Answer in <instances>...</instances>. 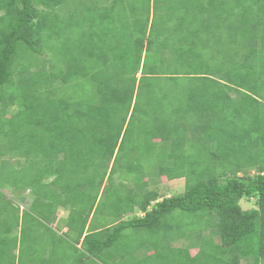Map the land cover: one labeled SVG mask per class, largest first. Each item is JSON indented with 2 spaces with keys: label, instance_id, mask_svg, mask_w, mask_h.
<instances>
[{
  "label": "trees",
  "instance_id": "1",
  "mask_svg": "<svg viewBox=\"0 0 264 264\" xmlns=\"http://www.w3.org/2000/svg\"><path fill=\"white\" fill-rule=\"evenodd\" d=\"M68 1L70 0H0V172L18 174V171H22L18 166L26 165L29 159L28 150L13 144L17 141L25 142L28 148L31 144L33 149L43 155L46 165L58 163L59 167H64L67 163L71 164V161L76 159L72 162H77L79 167L90 168L88 165L92 164L91 162H85L83 165L82 162H78L80 160L78 157L81 155L88 159L92 156L89 151L95 150L100 158V164L105 169L101 168L102 172L98 174L99 180L92 189L87 181H79L76 184L66 182L60 185L62 194H53L50 186L40 192L35 190L37 188H33L30 191L32 204L29 210H21L13 201L14 198H6L0 192V209H6L2 215L7 216V213L11 212L9 218H1L6 222L2 224L0 221V264H35L27 259L32 252L23 251L28 245L30 247L36 245L35 240L39 242L32 238L33 233L37 231L36 227H45L39 220L38 214L34 213L35 207L49 206L48 211H51L67 204L69 206L77 204L78 207L75 210L71 209L70 220L66 223L67 234L69 233L71 237L67 235L60 237L53 233L55 243L51 248L43 250L40 264H111L110 261L114 256H122V254H108L107 250L112 249L120 238H127L129 242L126 246L127 250L131 243L137 242L132 241L133 238L136 240V237L132 236H137L138 233L144 235L140 242H145V237L151 233L148 235L151 238H148V243L154 246L146 257H153L154 264H166L168 260L173 264H182L186 259L190 261L202 259L206 261L204 264H264V161L262 166L252 169L256 172L253 176L241 170H234L230 175L224 172L218 177L206 176V180H199L196 185L187 187L181 195L164 198L161 201H157L159 196L155 190L148 188L147 176H161L162 180L180 176L165 175L163 171L160 174L155 173L152 166L149 174L143 175L138 170V178L134 181L130 177L125 179L124 174H120V169L127 171V175L134 173L133 167L138 163L136 155H129L136 150V145L129 153L121 150L122 142L128 135H131L129 139L134 141H137L134 137L138 136L147 143H156L159 140L160 144H164L163 147L168 141L170 149L163 153L170 158L177 152L178 144H181L179 141H170L169 135L165 134L164 130L168 127L166 122L163 124V121H159L154 124L148 121L143 124L140 120L137 131L130 127L129 122L127 123L129 112L131 117L138 107L140 109L142 98L152 101L151 85L155 79H159V77L147 76V72L145 73L150 58L157 57L154 56L153 45L148 44L152 30L150 20L155 12L150 16L149 10V13L145 14L147 19L141 24L136 19L132 21L135 27L136 24L139 25V30L143 34L136 37L135 41L148 42L144 46L139 45V52L133 57L123 53L124 51L118 52L120 49L111 48L107 38H103L105 32L94 31L89 27V23L86 24L87 28H82L85 24L82 21L87 20L81 19V16L78 19L82 23L78 26L74 25L77 23V8H68L66 6ZM102 1L107 5L112 0ZM156 1L153 0V6ZM255 1L256 8L246 9L252 16L243 13L244 7L239 6L236 0H231L226 6L228 9L238 5L237 10L242 11L238 14L236 9L233 10L236 12L232 14L237 15L238 18L229 15L225 17L231 23L229 27L232 28V32H229L231 40L229 42L237 46L227 49L229 51L227 57L222 58L226 69L220 68L221 71L216 72L210 68V65L206 72L192 74L193 77L189 78L201 83L198 93L210 99L209 116L215 117L221 111L225 117V111L230 107V103H233L237 109L247 106L251 103L246 102L249 100L253 101L252 105L264 111V99L260 98L264 97V0ZM64 8L69 9L71 14L68 21H65L61 14ZM102 8H107L110 13L114 10L111 6ZM99 18L102 21L106 19L102 13L99 14ZM75 31L76 34L78 31L82 33L81 37L77 34L80 40L77 44L74 40ZM114 40L122 46L118 38ZM194 45L193 42L192 46ZM143 50L147 53L146 58L141 56ZM233 50H236V55L232 60L237 67L230 69L227 59ZM128 57H133L131 64H128L130 61ZM157 60L163 59L157 58L154 61ZM142 61L144 64L141 69L146 76L136 79L135 75ZM251 62L259 68L252 64L246 66ZM160 74L166 75L164 78L174 80L180 75L174 72ZM218 77L225 78V81H221ZM111 78H119V81H113L114 84L122 82L124 85L123 88L121 86L120 91H114L112 95L106 96L108 88L116 90L108 82ZM85 80L94 82L87 95L82 94L84 87L80 89L75 87L80 82H86ZM214 88L219 90H213ZM111 99H113L112 105L109 103L112 102ZM156 103L155 101L154 105ZM114 104L126 105L128 111L119 112L121 107H115ZM237 110L240 112L239 108ZM165 112L167 113V110ZM119 116L117 123L116 118ZM255 116H248L252 125L249 130H245L256 135L255 142H250L245 148L248 155L252 152L255 154L254 147L264 146V115L262 119L252 121ZM112 120L116 123L112 124ZM151 125L153 127H150ZM188 140L187 136L181 139L184 145ZM247 140L244 137L240 142L246 143ZM92 141L96 143L95 146L90 144ZM4 143L10 145L11 153L8 154L3 150ZM18 150L24 153H15ZM211 155L213 158L217 157L216 154ZM149 156L144 153L139 157L148 160ZM259 156L264 159V155ZM110 161H112L111 167L108 166ZM10 164H14L13 167ZM59 167H57L58 176L65 179L67 168L61 170ZM92 170L96 174V171ZM105 177L107 186H115L112 189L107 188L105 195L115 189L121 195L118 200L122 201L129 197L136 204L127 211L123 206L117 208L121 211L118 213L119 216H114L109 226H106L107 223L98 226L101 228L99 232L94 230L92 224L90 228L88 225L89 232L83 236L87 219L93 211ZM121 178L125 180L115 184V181ZM129 181L134 183V187L130 189L125 187ZM41 185L40 182L38 186ZM20 187L21 185L17 188L13 187L15 188L13 192L23 191ZM67 188L73 190V196L67 195ZM82 199L87 200V208H83ZM118 200L116 202L121 204ZM250 200H254L255 205L243 210L240 202L248 203ZM152 202L155 204L150 209ZM134 206L138 207L142 215L130 214ZM96 208L97 204L95 212ZM40 210L44 209L40 208ZM175 210L190 214L204 212L209 219L218 218L217 222H211L208 226V229L217 228L218 233L217 240L211 238L218 242L216 246L219 245V252L216 253L213 261L203 254V247L193 250L195 252L192 253V250L178 248L177 245L167 246L165 241L168 240L163 239L160 242L158 229L161 227L173 229L168 225L169 222H164V219ZM74 213L78 214L76 218H73ZM16 227L22 230L21 236L14 232ZM191 236L192 234L189 237ZM142 247L140 243L136 246L137 249ZM164 249H168V252H164ZM25 252H29L30 256L25 257ZM46 253H48L47 257ZM166 254L168 256H165Z\"/></svg>",
  "mask_w": 264,
  "mask_h": 264
},
{
  "label": "rangeland",
  "instance_id": "2",
  "mask_svg": "<svg viewBox=\"0 0 264 264\" xmlns=\"http://www.w3.org/2000/svg\"><path fill=\"white\" fill-rule=\"evenodd\" d=\"M230 2L231 0H157L156 4L152 6V0H112L107 5H105L106 2L102 0H70L66 4L70 9L77 8V23H74V25L78 26L83 22L85 24L82 28H87L88 25L86 24L89 23V27H92L94 31L106 33V37L104 36L103 38H107L111 44V48L120 49L118 52L124 51L123 53L133 57L139 52V45L144 46L148 42L146 40L143 42L135 41L136 37L143 36V34L139 30V25L136 24L135 27L132 21L136 19L141 24L144 19H147L145 14L149 13V10L150 16H153L155 12L154 17L150 20L152 22V30L149 35L150 39L148 44L153 45L155 56L163 60L155 61L151 66L146 68L145 72L152 74L174 72L180 75H178L175 80L168 78L155 79L150 90L152 92L151 96H153L152 101L150 102L148 98L147 100L142 98L140 100V109L138 107V110L134 111L130 120H127V123L129 122L130 127L134 131H137L139 130L138 122L140 120L143 121V124H146L148 121L154 124L159 121H163V124L166 122L168 127L164 130L165 134L169 135L170 141H179L181 144H178L177 152L170 158V156L167 157L164 155L163 152L167 151V147H163L164 144H160L159 140H157L156 143H147L139 139L141 136H138L134 137L137 138V141H134L129 139L131 135H128L122 142L121 150L124 153H129L131 148L136 145V150L130 152L129 155H136L138 163L133 167L134 173L127 175V171L120 169V174H124L125 179L126 177H130L133 181L134 179L137 180L139 171L144 175V173L149 174L152 169L155 173L160 174L161 171H163L165 175L180 176L179 178H167V181L165 180L166 183L162 180V177H155L153 186H156L155 192L158 194L159 200L167 196L181 195L185 192L187 187L196 185L199 180H206V176H208V178L218 177L224 172L230 175L234 170L247 171L248 175L253 176L256 172L252 169L262 166L261 164H263L264 159L259 155H264L262 154L264 152V146L254 147L253 150L255 154L252 152V154L248 155L249 153L245 148H247L250 142H255L254 139L256 135L251 131L246 132L245 130H249L252 125L250 123L251 119L248 116L250 115L252 117L256 115L253 117L252 121L262 119L264 111L261 110L260 107L252 105L253 101L249 100L246 102L251 103L247 106L238 107L240 112L237 110L238 108H235L233 103H230V107L225 111V117L221 111L216 114L215 117H213V115L209 116L210 99L198 93V88L201 83L193 81V78L189 79L195 74L206 72L210 65V68L216 72L220 70V68L222 70L226 69L222 58H224V56L227 57L229 53L227 49H233L237 46H235V43L229 42L231 41L229 32H232V28L229 27L231 23H229L225 17L229 15L238 18L237 15L232 14L236 11H238V14L242 13V11L237 10L239 9L238 5L244 7L243 13L248 16H252V14L247 12L246 9L249 7H257V2L255 0H236L238 5L234 8L227 9L226 6ZM104 6H111L114 9L113 12L110 13L107 8H102ZM155 8L157 9L156 11L154 10ZM234 9H236V11H233ZM100 13L104 15L106 18L105 20L102 21L99 18ZM61 14L65 21L70 20L71 14L69 13V9L66 10V8H64ZM79 16H81V19H86L87 21H79ZM70 31L71 30H69V32ZM77 34L80 35L79 37L82 36L80 31H78ZM77 34L74 38L76 44L80 41ZM114 38H118L122 46L118 45ZM193 42L195 43L194 46H192ZM237 49H239V47ZM236 50L231 51L228 55L227 60L230 69H235L237 67L234 63L235 61L232 60V57L234 59L236 55ZM133 57H128V61L130 59L128 64H131ZM250 64L257 69L259 68L253 62L246 64V66ZM59 65L61 66V64ZM138 73L140 72L138 71ZM189 74L193 75L191 76ZM137 76L138 75H136V77ZM218 78L221 79V81H225V78ZM85 81L86 82H80V84L75 87L76 89H80L81 87L86 88L85 95H87V92L90 91L94 82ZM113 81H119V78H111L108 80L111 87H115L116 90L108 88L106 96L112 95L114 91H120L121 86L123 88L124 84L122 82L114 84ZM210 89L212 90V88ZM213 90L219 89L214 88ZM247 91L250 90L247 89ZM260 98L264 99V97ZM112 100L113 99H111V101ZM155 101L157 103L154 105ZM109 103L112 105L113 101ZM114 105L115 107H121L119 112L126 113V111H128L126 105ZM166 110L167 113L165 112ZM119 119L120 116L116 118L117 123ZM116 121L112 120L111 122L113 124L116 123ZM150 127H153V125ZM185 136H187L189 140L184 145L181 139ZM244 137L248 140L246 143H241L240 141ZM13 144H18L20 148L28 150L27 156L29 159L26 165L18 166L22 169V171L16 170L19 172L18 174H14L13 172L9 174L8 171L0 172V189L4 190L7 197H11V191L13 192L14 189L20 185V189L30 195V191L33 188H37L35 190L40 192L47 190L46 188H48V186H50L51 191L53 190V194H57L60 192L57 189L66 182H75L76 184L79 181H87L90 183L89 186L92 189L97 183L96 181L99 180L98 174L102 172L101 168H104L99 162L100 158H98L97 152H95V150H90L89 153L92 156L89 157L92 159L81 157V155L78 157V159L81 160H78V162H82L83 165H85V162H91L92 164L88 165L90 168L79 167L77 162H72L76 161V159L72 160L71 164L67 163L64 166L65 169L67 168V172L64 174L65 179H63L58 176V163L46 165L43 155L39 154V151L33 149L31 144L29 148L28 144H25L23 141H17ZM90 144L95 146L96 143L92 141ZM3 150L8 154L12 152L10 145L7 143H4ZM15 153L21 154L24 152L18 150ZM144 153L150 155L148 160L147 158L141 159L139 157L143 156ZM211 154H216L217 157L213 158ZM40 157L43 160H41ZM171 160H173V163H171ZM10 165L13 167L14 164ZM111 165L112 161L108 163L109 167H111ZM150 166H152V169ZM64 167L60 166L59 168L63 170ZM24 168H27V170ZM92 169L96 171V174L93 173ZM24 174H27V176H24ZM124 178L116 180L115 183L122 182L121 180H125ZM40 182L42 185L38 186ZM104 183L105 182H103V184ZM91 184L93 186H91ZM106 188L112 189L115 188V186H102V194L107 191ZM55 190H57V192ZM66 191L67 195L73 196L74 192L72 189L67 188ZM20 192V190L17 191V193ZM17 193L13 192V195ZM119 198H121V195L119 191L115 189L103 196L97 203L96 212L90 224L94 227L102 226L105 223L111 224L114 220L113 217L116 215L119 216L118 213L121 212L117 208L123 206L127 211L133 204H136V202H133L129 197L122 201L118 200ZM117 200L121 201V204L116 202ZM253 201L254 200H250L248 203L242 201L240 207L243 210H248L255 205ZM82 203L83 208H87V200L82 199ZM40 208L48 209L49 206H36L34 213L38 214ZM4 211H6L5 208L0 209V221L2 224L6 222L5 219H7V217L9 218L11 213L8 212L7 216H5L2 215ZM135 213L136 215H142L138 213V210L135 211ZM204 214V212L190 214L181 210H175L173 214L164 219V222H169L170 224L168 223V225L173 229L168 230L166 227L158 229L160 242L163 239L168 240L169 243L165 241L167 246L168 244L170 246L177 245L176 247L178 248L192 250V253L195 252L193 250H198L200 247H203V254L209 256L213 261L216 253L219 252V245L216 246L218 244V242H216L218 233L215 227L208 229V226L211 225V222L217 221V218L212 217L209 219V217ZM77 215V213H74L73 218H76ZM25 218L27 217L25 216ZM36 228V238L33 239H37L39 242L35 240V242H37L35 243L36 245L32 247L28 245L23 251H31L32 255L30 256L29 252H25V257L30 256L27 259L33 261L35 264H40L43 258L41 253L43 250H46V248H51L55 243V238L54 234L49 231H44L43 227L37 226ZM190 234H192L191 238L189 237ZM136 235L137 236H132L136 237V240L133 238L132 241L137 242L135 244L131 243L127 250L126 246H128L129 243L127 242V238H120L119 241L113 245L112 249L107 250L109 252L108 254H122V256H114L110 261L111 264H154L153 257H146L148 255L146 252L151 253L150 250H152V246H154L148 243V235H151V233L145 237L144 241L146 243L140 242L143 240V233H138ZM211 238H215L216 240ZM153 240L154 242L156 241L154 235ZM139 243L141 246L143 245V247L137 249L136 246H138ZM183 245L185 247H183ZM57 247H60V245H57ZM122 251L125 252L123 253ZM164 252H168V249H164ZM165 256H168V254ZM205 262L206 261L202 259H196L194 261L186 259L182 264H204ZM166 264H173V262L171 261L170 263L168 260Z\"/></svg>",
  "mask_w": 264,
  "mask_h": 264
},
{
  "label": "crops",
  "instance_id": "3",
  "mask_svg": "<svg viewBox=\"0 0 264 264\" xmlns=\"http://www.w3.org/2000/svg\"><path fill=\"white\" fill-rule=\"evenodd\" d=\"M160 79H163L164 78V75H162V74H158L157 75ZM137 77H140V75H138ZM165 146L167 147V150H169L170 148V143L167 141L166 143H165ZM107 175V174H106ZM165 180L167 181V178H165ZM164 180V182L166 183V181ZM103 182H105L104 184H103ZM102 183H101V187H100V191H99V193H98V197H97V199H96V202H95V205H94V208H93V211H92V213L90 214V216L88 217V219H87V224H86V226H85V229H84V233H83V236H85L86 235V233L87 232H89L88 231V225H89V228L91 227L90 225V222L92 221V217H93V215H94V213L93 212H95V206H96V204L98 203V201L105 195V193L104 194H102L101 193V189H102V186L104 187L105 185H106V177H105V179H104V181H103ZM169 182V181H168ZM115 184H118V183H115ZM107 186V185H106ZM108 187V186H107ZM125 187L126 188H128V189H130V188H132V187H134V183L133 182H127V184H125ZM156 186H153L152 188H150V189H154ZM149 188V187H148ZM107 189V188H106ZM147 189V188H146ZM57 190H59L60 192L59 193H61V190L60 189H57ZM57 190H55L56 192H57ZM63 192V191H62ZM58 194V193H57ZM62 194V193H61ZM172 195V194H171ZM168 197H170V196H167L166 198H168ZM160 198H158L157 199V201H161V200H159ZM26 201L28 202V203H32V198H31V196H29V195H26ZM157 201H155V202H157ZM155 202H152L151 203V205L149 206V208L151 209L152 208V206L155 204ZM77 207V204H75V205H71V206H69L68 204L67 205H64V206H58L57 207V209L56 210H53L52 212H50V213H48L47 215H48V217L49 218H47V220H48V222H44L43 224H44V226L46 227H43V229H44V231H49V232H51L52 234L54 233V234H56V235H58V236H63V235H67V236H69V233L67 234V231H68V227L66 226V223H67V221L68 220H70V211H71V209L73 208V210H75V208ZM60 208V209H59ZM138 210V213L140 214L141 212H140V210L138 209V207H136V206H134L133 207V212L132 213H130V214H135L136 215V213H135V211H137ZM55 212V213H54ZM137 213V214H138ZM109 225H111V224H108V225H106V226H109ZM49 227H51V228H53L55 231H53V230H51V229H49ZM47 229V230H46ZM94 230H96V232H99V231H101V228H99V227H95L94 228ZM98 230V231H97ZM14 232L18 235V236H21L22 235V230L20 229V228H15L14 229ZM25 232V231H24ZM23 232V233H24ZM26 233V232H25ZM24 233V234H25ZM23 234V235H24ZM36 236H35V233H33V235H32V238H35ZM69 237H71V236H69ZM73 237V236H72ZM31 238V239H32ZM16 253H17V251H16ZM47 255H48V253H46L45 254V256L47 257Z\"/></svg>",
  "mask_w": 264,
  "mask_h": 264
},
{
  "label": "clouds",
  "instance_id": "4",
  "mask_svg": "<svg viewBox=\"0 0 264 264\" xmlns=\"http://www.w3.org/2000/svg\"><path fill=\"white\" fill-rule=\"evenodd\" d=\"M153 1V0H152ZM152 6H153V3H152ZM146 51L145 50H143L142 51V54H141V56L143 57V58H146L145 56H146ZM154 56H155V54H154ZM155 59H157V57H151L150 58V61L148 62V66H151L152 64H153V62H155L154 60ZM143 61L141 62V64H140V67H139V69H138V71L140 72V73H138V71H137V73H136V75H140V77H136V75H135V77H136V79H139V78H141V77H143V76H146V74H147V76H152V77H158L157 75L158 74H160V73H157V74H152V73H149V72H143V70L141 69V67L143 66ZM166 75H164V77H165ZM86 89V88H85ZM84 89V91H82V94L83 93H85L86 92V90ZM129 117H130V112H129V114H128V118H127V120L129 119ZM5 158H7V155L5 156ZM3 159H4V157H3ZM15 159V158H14ZM157 177V176H156ZM159 177H161V176H159ZM162 179V178H161ZM146 180H147V182H148V187L149 188H151L154 184V182H155V177H148L147 176V178H146ZM7 190V189H6ZM154 190H155V188H154ZM0 192L3 194V195H5V197L6 198H10V199H13V201L21 208V210H29L30 209V207H31V204L32 203H28L27 201H26V195H29V196H31L30 194H28L27 192L25 193V191H21L20 193H17L16 195H13V192L11 191V197H7L6 196V194L4 193V190H2V189H0ZM23 193V194H22ZM58 194H61V193H58ZM13 196H15V197H13ZM23 197V198H22ZM171 197V196H170ZM31 198H32V196H31ZM169 198V197H168ZM242 202V201H241ZM240 202V203H241ZM46 203V201H44L43 202V204H45ZM53 210H51V211H48V209H44V210H40V212L38 213V217H39V220H41L42 221V223H44V222H48V220H44V219H47V218H49L48 217V213H50V212H52ZM55 213V212H54ZM217 218V217H216ZM217 220H218V218H217ZM217 222V221H216ZM49 229H51V230H53V231H55L53 228H51V227H49ZM216 230H217V228H216ZM151 252V251H150ZM149 252H146V254H148Z\"/></svg>",
  "mask_w": 264,
  "mask_h": 264
}]
</instances>
